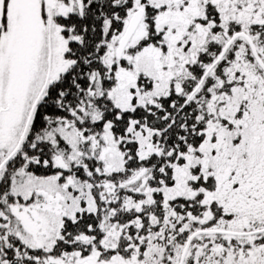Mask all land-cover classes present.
Listing matches in <instances>:
<instances>
[{
    "label": "snow or ice",
    "instance_id": "obj_1",
    "mask_svg": "<svg viewBox=\"0 0 264 264\" xmlns=\"http://www.w3.org/2000/svg\"><path fill=\"white\" fill-rule=\"evenodd\" d=\"M0 264H264V0H0Z\"/></svg>",
    "mask_w": 264,
    "mask_h": 264
}]
</instances>
